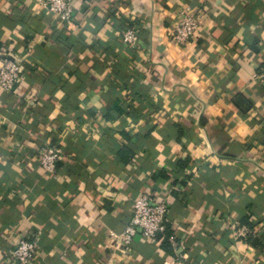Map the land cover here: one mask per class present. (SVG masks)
Segmentation results:
<instances>
[{
    "label": "crops",
    "instance_id": "1",
    "mask_svg": "<svg viewBox=\"0 0 264 264\" xmlns=\"http://www.w3.org/2000/svg\"><path fill=\"white\" fill-rule=\"evenodd\" d=\"M71 1L62 21L0 0V50L24 69L0 89V264L19 238L34 264H264V0ZM184 8L203 17L176 46ZM124 18L142 30L129 56ZM144 191L166 201V230L124 245Z\"/></svg>",
    "mask_w": 264,
    "mask_h": 264
},
{
    "label": "built area",
    "instance_id": "2",
    "mask_svg": "<svg viewBox=\"0 0 264 264\" xmlns=\"http://www.w3.org/2000/svg\"><path fill=\"white\" fill-rule=\"evenodd\" d=\"M44 10L62 21H69L73 17L71 0H39ZM203 17L202 11L184 8L180 11L174 28L167 33L169 41L176 46H186L191 43L200 28ZM135 27L126 28L121 35V41L125 49L132 50L138 42V34ZM24 69L16 56L7 49L0 50V89L13 91L20 83ZM264 83V65L254 77ZM62 156L60 148L47 146L37 152V163L46 173H54L56 164ZM168 205L166 201L155 197L151 192L144 191L132 203L130 220L124 232L119 236V241L129 245L134 237L141 236L145 239L156 240L166 230V216ZM247 228L242 227L240 236H244ZM13 264H34L37 254L34 242L25 238H19L11 250Z\"/></svg>",
    "mask_w": 264,
    "mask_h": 264
},
{
    "label": "trees",
    "instance_id": "3",
    "mask_svg": "<svg viewBox=\"0 0 264 264\" xmlns=\"http://www.w3.org/2000/svg\"><path fill=\"white\" fill-rule=\"evenodd\" d=\"M119 27H120V29H121V30H120V31H121V35H122V32H123L126 28H129V27H135V28L137 29L138 37H139V35H140V32H142L140 23H136V22H134V21H131V20H129V19H125V18L121 20V23H120ZM133 50H134V49H132V50H127V49L124 48V51L127 53L128 56L133 52ZM148 102H150V101H148ZM150 104H151V103H150ZM150 107H151V110H152V109H153V110L156 109V105H151ZM56 166H57V164H56ZM242 222H245L247 225H249V219H248V218H243V219H242Z\"/></svg>",
    "mask_w": 264,
    "mask_h": 264
}]
</instances>
